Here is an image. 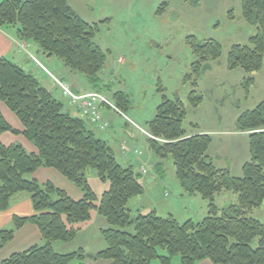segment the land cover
Here are the masks:
<instances>
[{"label":"trees","instance_id":"1","mask_svg":"<svg viewBox=\"0 0 264 264\" xmlns=\"http://www.w3.org/2000/svg\"><path fill=\"white\" fill-rule=\"evenodd\" d=\"M69 1H0V28L16 29L20 41L37 44L44 54L61 60L70 72L85 75L96 91L102 92L99 75L107 54L95 42L102 23L85 21ZM163 10L164 6L159 13ZM242 16L257 27V34L248 45L232 46L228 68H241L252 75L264 62V0H242ZM188 44L196 57L188 77L195 88L205 64L217 61L223 47L216 40L201 42L195 36L188 38ZM254 83L253 76L245 79L247 92ZM113 98L120 110L127 112L128 96L116 92ZM202 99L192 91L194 107ZM0 104L23 126L22 131L16 130L0 113V212L8 210L13 198L21 193L31 195L35 212L31 217L15 216L12 229L0 230V250L27 224L35 225L44 240L42 246L14 254L4 264H85L87 259L108 264H171L176 256L182 264H264V224L250 216L264 203V100L237 120L238 132L249 137L251 160L244 164L243 176L235 177L230 170L217 168L208 155L211 135H191L185 129L187 111L183 102L163 98L146 127L158 140L147 142L161 165L173 159L185 192L200 195L209 204L201 222L183 223L173 215L159 216L156 211L134 215L128 204L145 193L141 174L133 166L120 164L110 143L100 138L85 119L67 110L34 75L5 58H0ZM7 132L22 135L37 152H28L21 144L5 146L1 136ZM40 168L57 170L82 192L83 198L76 201L51 183L42 185L27 178ZM89 169L109 184L100 198L89 182ZM223 192L235 194L237 203L219 207L216 197ZM95 214L110 226L101 230L106 244L102 251L94 255L83 249L70 254L55 251L56 242L75 241ZM128 228H134V232H128Z\"/></svg>","mask_w":264,"mask_h":264},{"label":"rangeland","instance_id":"2","mask_svg":"<svg viewBox=\"0 0 264 264\" xmlns=\"http://www.w3.org/2000/svg\"><path fill=\"white\" fill-rule=\"evenodd\" d=\"M71 3L84 20L102 23L95 37L96 44L107 54L104 69L99 75L103 81L101 91L115 104L113 96L116 92L128 96L130 106L127 112H123L133 124V130L141 134L138 128L146 129L164 97L179 99L187 111L185 129L188 132H218L213 135L208 155L217 168L228 169L232 176L242 177L244 164L251 160L250 141L248 136L238 132L237 120L243 112L254 110L264 100V62L261 70L252 75L241 68H228L232 46L248 45L250 38L257 34V27L248 24L242 16V0H197L196 3L186 0H71ZM162 6L165 10L159 13ZM191 36L201 42L216 40L223 47L222 56L217 61L205 64V72L198 78L195 88L188 78L196 60L188 44ZM23 42L21 46L25 48L27 44ZM54 60L57 65H49V68L56 76H65L77 84L78 90L95 89L85 75L70 72L61 60ZM68 71L72 75H68ZM248 76L255 78L249 92L244 86ZM59 78L51 76L54 83L55 80L61 81ZM41 84L45 85V81ZM194 90L203 98L198 107H194L190 100ZM51 91L58 100L64 99L59 87ZM114 115L120 123L115 121L112 127L98 136L104 139L115 134L110 145L116 152L125 140L120 127L126 121L115 112ZM141 138L145 142L137 151H142V156L129 153L126 158L141 174L139 179L145 193L133 198L128 208L134 215L154 210L162 217L172 214L181 223L189 218L195 222L203 220L208 201L200 195L191 196L183 191L171 157L162 161L164 178H159L153 166L146 162L151 147L145 136L138 137ZM117 158L123 166L127 164L118 153ZM143 169L147 170L146 174ZM88 178L100 198L109 184L102 182L93 169L88 170ZM216 202L225 207L237 203V197L232 192H223L217 195ZM250 216L264 224V203ZM108 227L107 221L98 215V220L94 218L86 232H81L75 241L68 244L56 242L55 251L70 254L85 247L90 254H97L106 247L101 230ZM127 231L133 233L134 228ZM257 243L254 242L255 247ZM161 254H166V251ZM92 261L87 259L85 264ZM171 264H182L180 256L174 257Z\"/></svg>","mask_w":264,"mask_h":264},{"label":"crops","instance_id":"3","mask_svg":"<svg viewBox=\"0 0 264 264\" xmlns=\"http://www.w3.org/2000/svg\"><path fill=\"white\" fill-rule=\"evenodd\" d=\"M0 1H4V0H0ZM69 4L78 13V11L72 6L71 0L69 1ZM23 43L27 44L25 46V48H23V46H21V41L18 39L16 29H14V28L1 29L0 28V58H5V59L12 61L13 63H15L18 66H20L21 68H23L26 72L34 75L40 82L44 80L45 85H43V86L45 88H47L50 92H52L51 91L52 89L58 88L54 84V81L51 79V76L57 77V78H59V77L56 76L52 72L51 68H49V65H51V66L57 65L54 58H51V57L47 56L46 54H44L40 50L39 46L33 42H23ZM67 74L72 75L69 71L67 72ZM59 79L69 82L72 85L74 91L77 92L78 94H81V95H88V94H91V93L96 91V88L94 90H86V91L78 90L77 84L69 81L65 76H62ZM62 100H60V101L63 102L65 106L67 105L66 109L70 111L72 108L69 107L68 101L65 98ZM71 111L74 113L75 116L80 117V115L78 113H76L74 110H71ZM0 113L5 117L7 122L13 128H15L16 130H19V131L23 130V126L20 123L19 119L16 117V115L13 114L3 104H0ZM105 114L107 115V119L111 123V127L114 125L115 121L120 123L119 120L117 119V117H115L114 112L108 110V111H106ZM91 128L93 130H95L98 134L102 133V132L98 131L93 126H91ZM120 130L125 134V140L123 141L122 146L118 150H116V152L114 150V152H115L116 158H117V153H118L120 158L124 159L123 162L127 163V164H125L124 167H130V166H133V164H132V161L130 159L126 158L127 154H129V153L134 154L135 151L140 149V147H141L140 145L142 143H144L145 141L142 138L138 139V137H140V134L138 132L134 131L133 128H131L126 123L124 126L121 125ZM189 133L191 135L209 134L213 138V135L215 133H218V132H208V131L195 130L194 132H189ZM240 134L248 136L247 133H240ZM113 139H115V134L113 136H110V138H104V140H107L109 143H111L110 141ZM213 141H214V138H213ZM1 142L5 146H12L15 144H21L23 147H25V149L28 152H31V153L37 152V149L35 148V146L32 143L28 142L22 135H14L10 132H7L1 136ZM212 145H213V143H212ZM123 146H127V148L129 146L128 150L126 148L125 153L122 150ZM146 159H147L146 162L153 166V169L157 173V176L159 178H164V166L161 165L159 160L153 156V153L150 151V149H149V152L147 153ZM213 162H214V160H213ZM119 163L121 164V161ZM214 164H215V162H214ZM215 166H216V164H215ZM27 178L30 180H35L39 184H42V185H44L46 183H51L56 188L65 191L72 199H74L76 201H79L83 198L82 192L73 183H71L69 180H67L61 173H59L57 170L49 169V168H40L35 174L30 175ZM183 191H185V190L183 189ZM154 211H156V210H154ZM34 213L35 212H34V208H33L31 195L28 193L18 194L13 198L10 208L6 211L0 212V230L12 229L13 228V219L15 216L31 217L34 215ZM207 214H208V206H207V212L205 213V215L207 216ZM170 215H172V214H170ZM206 216H204V218ZM94 218H97V220H98V215H95L93 217V220H94ZM189 220H193V219L189 218ZM201 221H199V222H201ZM91 222L89 223V225L91 224ZM89 225L85 228V230L83 232H86ZM43 244H44V240H43V237H42L39 229L33 224H27L23 228L19 229L16 232L14 239L11 242H9L4 248H2L0 250V264H4V262L14 254L26 252L34 246H42ZM54 249H55V245H54ZM80 249H83L86 254H90L87 251V248L82 247ZM102 250H103V248H102ZM102 250H100V251H102ZM62 253L68 254L69 252H62ZM102 261L103 260H99L96 262L92 261L91 264H95V263L108 264V262L103 261V263H102ZM200 264H212V263L209 261H204V262H201Z\"/></svg>","mask_w":264,"mask_h":264},{"label":"built area","instance_id":"4","mask_svg":"<svg viewBox=\"0 0 264 264\" xmlns=\"http://www.w3.org/2000/svg\"><path fill=\"white\" fill-rule=\"evenodd\" d=\"M56 85L59 86L65 98L68 99L70 106L75 109L83 118H85L91 125L95 126L98 130L104 131L109 129L110 123L105 118V112L107 109L112 110L116 114H119L123 119L133 125L127 115L120 110L114 102H112L104 94L95 92L88 95H79L75 93L71 85L67 82L55 80ZM141 135L146 139H155L146 129L138 128ZM126 146H123L122 150L126 152ZM137 155L142 156V151H136ZM144 174L147 173L146 169L142 170Z\"/></svg>","mask_w":264,"mask_h":264}]
</instances>
